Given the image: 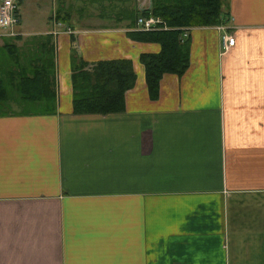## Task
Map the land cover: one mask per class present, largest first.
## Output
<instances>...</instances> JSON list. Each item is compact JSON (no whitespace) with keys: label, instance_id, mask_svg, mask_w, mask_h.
Listing matches in <instances>:
<instances>
[{"label":"crops","instance_id":"crops-1","mask_svg":"<svg viewBox=\"0 0 264 264\" xmlns=\"http://www.w3.org/2000/svg\"><path fill=\"white\" fill-rule=\"evenodd\" d=\"M52 1L35 25L23 0L0 38L8 82L54 66L48 103L10 90L0 103V264H264V0H227V23L190 27L189 66L166 72L154 99L140 53L160 44L128 35L137 5ZM73 47L88 67L133 60L123 111L74 112Z\"/></svg>","mask_w":264,"mask_h":264},{"label":"trees","instance_id":"trees-1","mask_svg":"<svg viewBox=\"0 0 264 264\" xmlns=\"http://www.w3.org/2000/svg\"><path fill=\"white\" fill-rule=\"evenodd\" d=\"M1 1V0H0ZM227 0H150L146 7H133L128 15L133 26L137 25L139 16L157 15L162 22L153 29L136 27L129 30L128 35L139 41L158 42L157 52L144 51L140 60L145 66V77L150 96H159L160 83L166 72L181 75L190 63V42L185 32L192 26H208L227 23L228 11L225 10ZM23 0L20 1V6ZM20 10V7H19ZM59 18L65 19L58 11ZM21 19V13H20ZM20 22V21H19ZM165 25L167 27H165ZM6 46L15 44L5 42ZM72 81L73 110L75 113H111L123 111L125 108V93L132 88L137 79L133 60L128 57L108 58L89 62L76 53L73 47ZM17 56V53H15ZM50 64V67H48ZM22 70V69H21ZM11 72V80L0 77V103L9 97V84L17 88L23 100L38 102L47 98V103L53 97H47L44 85L54 73L53 60L44 65H37L33 71L26 68L22 73ZM50 85V84H49ZM40 101V100H39ZM39 106L41 110H49L48 104Z\"/></svg>","mask_w":264,"mask_h":264},{"label":"rangeland","instance_id":"rangeland-1","mask_svg":"<svg viewBox=\"0 0 264 264\" xmlns=\"http://www.w3.org/2000/svg\"><path fill=\"white\" fill-rule=\"evenodd\" d=\"M52 2V0H47L46 2H44L46 4L43 5V9L38 10V0H25V5L29 8L26 10L27 15L25 22L35 25H42L50 22L49 20L50 14L52 13ZM65 2H67L68 4L71 3V6L75 5L74 7H77L78 5H85L90 11H103L105 13L110 12L112 14H115L118 11L119 14V12L122 13L123 11L130 9L129 6L137 5L138 7H146L150 0H65ZM48 3L50 6L49 8H47ZM86 7L85 10H87ZM113 19L115 20V18ZM2 32L3 34H0V38H4L6 35H9V33H5L4 30L0 29V33ZM127 33H129V31H127ZM10 92L12 93L13 98H18L19 100H21V94L19 90H17V88L10 86ZM22 104V106L20 104L18 105H20L19 107L24 110H36L38 108L35 104L32 103L22 102ZM15 109L19 108L16 106Z\"/></svg>","mask_w":264,"mask_h":264},{"label":"built area","instance_id":"built-area-1","mask_svg":"<svg viewBox=\"0 0 264 264\" xmlns=\"http://www.w3.org/2000/svg\"><path fill=\"white\" fill-rule=\"evenodd\" d=\"M20 1L21 0H1L0 1V29L5 33L14 34V27L20 21ZM162 22V18L157 15L139 16L137 26L141 29H153ZM159 27V26H158ZM165 27H167L165 25ZM0 34H3L0 33ZM186 35V34H185ZM224 44L226 46L232 45L235 37L230 34L224 35Z\"/></svg>","mask_w":264,"mask_h":264}]
</instances>
